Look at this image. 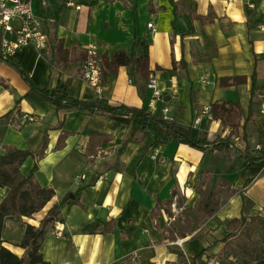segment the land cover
Returning a JSON list of instances; mask_svg holds the SVG:
<instances>
[{
  "label": "crops",
  "instance_id": "0c3cea01",
  "mask_svg": "<svg viewBox=\"0 0 264 264\" xmlns=\"http://www.w3.org/2000/svg\"><path fill=\"white\" fill-rule=\"evenodd\" d=\"M67 1L71 7L56 0L41 7L32 0L48 41L55 37L64 48L77 50L95 45L100 57L148 43L150 76L164 92L163 101L149 108L152 91L146 88L141 95L125 67L104 76L98 97L77 66L64 73L50 70L47 47H27L12 55L34 87L53 91L59 79H69L68 94L73 99L92 103L101 98L111 106L145 108L160 116L167 108L173 121L189 128L194 138L228 139L237 152L247 145L264 147L260 115L264 0H173L180 8L177 17L169 0ZM176 18L186 27L183 34ZM231 76H246L248 82L229 88L217 85L219 78ZM29 90L18 72L0 61V155L12 149L35 152L20 172L28 176L35 166L33 182L53 191L50 203L34 218L4 221L2 240L14 252L22 253L15 246L22 239L23 222L37 226L45 212L59 203L64 204L59 222L46 230L40 246L48 264H187L213 243L208 254L214 257L220 251L222 244L216 239L228 233L226 221L262 213L264 167L248 165L235 151L159 145L141 135L129 139L125 117L67 109ZM215 101L238 105L242 126L236 135L213 119L194 124L196 116ZM23 115L33 116L34 121L22 120ZM155 148L158 152L152 159ZM199 186L220 197L218 211L205 221L211 244L197 248L192 237H181L179 247L166 238L172 217L157 210L156 204L160 201L170 209L166 205L171 201L175 209L176 200L182 199L177 208L191 211L199 199ZM6 191L0 189V200ZM98 224L105 233L92 232Z\"/></svg>",
  "mask_w": 264,
  "mask_h": 264
},
{
  "label": "trees",
  "instance_id": "16d2710c",
  "mask_svg": "<svg viewBox=\"0 0 264 264\" xmlns=\"http://www.w3.org/2000/svg\"><path fill=\"white\" fill-rule=\"evenodd\" d=\"M169 2L174 16H179V4L173 0H169ZM194 17L198 20L202 19L200 16L194 15ZM47 48L45 59L50 70L57 69L64 73L65 70L77 66V71L81 72V63L86 56L84 50L66 49L63 42L55 37L49 38ZM100 59L104 76L115 74L120 67H125L128 70L130 81L143 95L151 74L148 43L143 41L139 45L134 44L130 50L113 51L109 55L101 56ZM0 61L10 65L18 72L20 77L28 84L29 93L37 94L60 107L87 111L90 114L105 113L114 117L127 118L129 121V139L135 135H141L142 137H151L154 143L159 145L169 143L187 145L201 151L211 148L220 153L235 151L238 157L248 165L264 167V147L257 150L247 145L243 152H237L228 139L217 138L212 142H208L206 139L194 138L189 128L181 127L173 121V118L166 120L145 108L124 105L111 106L106 99L101 98L92 103L73 99L68 94L69 79L65 81L59 79L53 91L48 87L36 88L31 83L28 75L21 70L12 57H3L0 53ZM180 65L182 69H185L182 59ZM247 82L248 78L246 76H231L219 78L217 85L221 88H229L245 85ZM254 83L255 73L253 72L250 76V84L253 86ZM209 114L213 120L219 121L224 129H230L231 135H236L239 127L242 126L240 123L242 113L238 105L231 102H213ZM92 135L98 134L92 133ZM35 155L33 151L18 149L8 150L5 154L0 155V189L7 190L5 196L0 200V264H48L43 260L40 246L46 230L59 222L63 203L48 209L38 221L37 226L23 222V236L20 243L15 246L22 253L14 252L2 240L6 219L34 218L50 203L53 197L52 190L41 188L33 182L32 175L35 166L32 167L28 176H24L20 172L24 162L28 158H34ZM202 182H200V185L203 184ZM197 192L199 199L191 210V213L197 219L196 223L211 218L220 207L219 200L215 199L216 194L213 190H209V188L201 190V186H199ZM176 201V205L181 207L182 199ZM166 206L170 207L171 201ZM156 209L171 217L169 209L163 207L160 201L157 202ZM152 214L154 215V212ZM192 223L190 222V228L192 232H195L198 228L197 225L192 228ZM99 227L100 224L96 225L92 232L105 233V228L99 229ZM225 227L228 233L219 241L222 244L220 251L214 257L208 254L209 249L216 244L213 243L192 256L189 259L191 264H210L211 262L217 264H264V207L262 213L251 216L242 215L239 218L226 221ZM167 231L169 232V229Z\"/></svg>",
  "mask_w": 264,
  "mask_h": 264
},
{
  "label": "built area",
  "instance_id": "2783aa9c",
  "mask_svg": "<svg viewBox=\"0 0 264 264\" xmlns=\"http://www.w3.org/2000/svg\"><path fill=\"white\" fill-rule=\"evenodd\" d=\"M47 1L38 0L41 7H45ZM56 1L62 3L65 7L72 6L67 0ZM147 27L153 28L152 24H148ZM43 28V19L35 14L32 0H0V53L3 57H12L15 52L27 47L35 50L45 49L48 37ZM261 30H264V27ZM84 51L86 56L81 63V77L100 97L102 95L104 73L98 48L95 45H88ZM147 88L152 91L149 108H153L157 102L163 101L164 92L157 87L155 79L151 76L148 79ZM168 111L167 108H163L161 111V116L166 120L171 119ZM260 115L264 122V102L260 107ZM21 118L27 122L34 121V117L30 115H23ZM203 118L212 120L208 108L203 109L196 116L194 124H199ZM256 149L260 150L261 147L257 146ZM157 152L158 150L155 148L151 155L152 159L155 158ZM171 207L174 208L175 205L172 204ZM171 220H174V218L169 219V221ZM175 245L180 247L182 240H176ZM187 264H191L190 261Z\"/></svg>",
  "mask_w": 264,
  "mask_h": 264
},
{
  "label": "rangeland",
  "instance_id": "374dc122",
  "mask_svg": "<svg viewBox=\"0 0 264 264\" xmlns=\"http://www.w3.org/2000/svg\"><path fill=\"white\" fill-rule=\"evenodd\" d=\"M215 194H216L215 199L219 200L220 198L219 194L217 192H215ZM169 210L171 217L174 218V220L170 221V225L168 226L169 232H167L166 235V238L170 240V243H174L177 239H181V237L184 235V238L182 239L192 237L193 244H195L197 248L200 244H203L205 242L206 245L211 244L209 239H207V234L211 232L210 231L211 229L205 226L206 222H204L207 220L196 223L197 219L195 218L194 214L191 213L190 210L185 209L184 211L183 209H178L177 206L175 209L170 207ZM190 222H193L192 228L195 227V225H197L196 227L199 230L192 232V229L190 228L191 227ZM216 240H217L216 242L220 241L219 238H217Z\"/></svg>",
  "mask_w": 264,
  "mask_h": 264
},
{
  "label": "water",
  "instance_id": "95a60500",
  "mask_svg": "<svg viewBox=\"0 0 264 264\" xmlns=\"http://www.w3.org/2000/svg\"><path fill=\"white\" fill-rule=\"evenodd\" d=\"M176 23L180 33L183 34L186 31V27L184 23L179 18H176Z\"/></svg>",
  "mask_w": 264,
  "mask_h": 264
}]
</instances>
